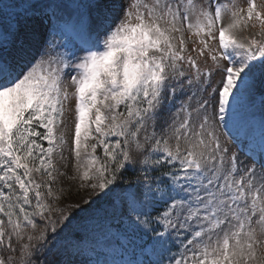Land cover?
Masks as SVG:
<instances>
[{
    "label": "snow or ice",
    "instance_id": "1",
    "mask_svg": "<svg viewBox=\"0 0 264 264\" xmlns=\"http://www.w3.org/2000/svg\"><path fill=\"white\" fill-rule=\"evenodd\" d=\"M0 264H264V0H0Z\"/></svg>",
    "mask_w": 264,
    "mask_h": 264
},
{
    "label": "rangeland",
    "instance_id": "2",
    "mask_svg": "<svg viewBox=\"0 0 264 264\" xmlns=\"http://www.w3.org/2000/svg\"><path fill=\"white\" fill-rule=\"evenodd\" d=\"M4 2H7V0H4ZM74 103V102H73ZM225 132V129L223 130ZM86 195V193L84 192H80L79 194H77L76 192H73V200H78L80 196Z\"/></svg>",
    "mask_w": 264,
    "mask_h": 264
}]
</instances>
